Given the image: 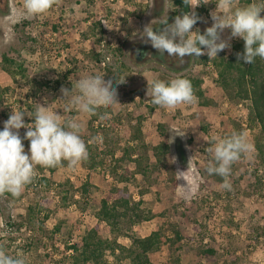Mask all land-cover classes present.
<instances>
[{
	"label": "rangeland",
	"instance_id": "374dc122",
	"mask_svg": "<svg viewBox=\"0 0 264 264\" xmlns=\"http://www.w3.org/2000/svg\"><path fill=\"white\" fill-rule=\"evenodd\" d=\"M223 2L191 0L193 11L200 5L208 8L192 30L210 27L211 14L221 11ZM235 3L239 5L237 0ZM22 5L23 0H6L4 7L0 6V55L7 53L27 69L26 77L13 79L2 69L0 57V130L13 111L31 115L38 104L49 106L62 121L75 118L83 123L81 138L98 155L97 161L103 159L104 163L90 170L84 163L73 168L65 161L54 172L36 166L33 182L20 197L0 193V249L3 245L6 253L23 257L27 264H83L75 263L72 251L65 252V247L83 245L84 236L98 222L101 200L117 185L127 188L134 201L142 200L141 207L154 213L153 218L136 225L123 220L119 226L123 234L117 237L120 244L131 245L127 235L144 237L157 229L171 238L153 264H208L199 252L201 234L205 243L216 249L218 264H264V162L256 147L260 124L253 119L250 100L232 99L219 87L212 64L191 61L177 73L154 59L159 51L141 34L145 26L154 27L166 19L173 2L55 0L49 12L27 19L19 15ZM222 36L227 39L230 29ZM235 39L221 52L229 55ZM97 53H101L100 61ZM95 74L118 76L124 82L113 80L117 103L107 106L111 112H100L93 128L91 115L65 111L61 89L70 90L77 79ZM181 75L203 79L208 104L200 99L172 108L151 103L147 96L151 80L167 81ZM56 79L61 80L58 89L41 85ZM24 119L25 123L34 122L27 114ZM137 127L142 135L134 140ZM25 132L19 130L21 138ZM233 132L243 133L251 149L232 165L228 177L232 189L228 191L222 187L223 178L208 174L206 169L213 162L209 149L214 139ZM22 142L28 153L30 141ZM161 142L168 143L170 149L158 162L152 147ZM126 149L130 156L120 160ZM138 163L143 172L137 171ZM126 167L135 171L129 180L122 178ZM179 172H184L185 180L178 179ZM86 177L91 185L87 194L81 195L78 189ZM187 182L194 192L181 195L186 189L180 186ZM178 230L183 237L179 241L175 239ZM102 237L114 238V234L104 231ZM100 264H130V260L116 250L106 254Z\"/></svg>",
	"mask_w": 264,
	"mask_h": 264
},
{
	"label": "clouds",
	"instance_id": "9594fccd",
	"mask_svg": "<svg viewBox=\"0 0 264 264\" xmlns=\"http://www.w3.org/2000/svg\"><path fill=\"white\" fill-rule=\"evenodd\" d=\"M55 0H23L19 13L22 19L36 18L49 12ZM221 11L211 14L212 25L201 34L199 29L193 31L200 17L195 11H186L178 15L171 24L164 20L163 30L154 31L151 25L145 26L141 34L146 43L158 50L161 55L167 53L183 62L185 56L199 57L207 54L209 58L230 48L232 38L244 41V52L237 54V60L252 64L256 58L264 59V0H252L247 4L237 5L235 0H224ZM230 29V36L225 39L222 34ZM123 83L118 76L105 77L101 74L89 75L75 81L72 88H62L65 111L75 110L86 115H96L101 106L117 103V88L113 84ZM147 96L151 103L162 108H172L180 104L191 105L197 102L191 82L186 78L171 80L153 79L148 83ZM34 118L33 123H25V115ZM26 129L21 138L19 130ZM83 123L75 118L61 120L60 114L49 106L38 104L31 115L25 111H13L0 130V193H8L13 198L21 196L26 186L36 176V166L57 167L63 162L76 167L88 159V148L81 138ZM22 139L30 141L29 152H25ZM251 145L243 133L233 132L230 136L215 138L212 152L213 162L206 171L208 174L223 178L222 187L231 191L228 177L232 165L248 153ZM184 172L179 177L184 179ZM185 180V179H184ZM190 195L194 188L190 185L180 186ZM0 264H27L20 256H10L0 249Z\"/></svg>",
	"mask_w": 264,
	"mask_h": 264
},
{
	"label": "trees",
	"instance_id": "16d2710c",
	"mask_svg": "<svg viewBox=\"0 0 264 264\" xmlns=\"http://www.w3.org/2000/svg\"><path fill=\"white\" fill-rule=\"evenodd\" d=\"M174 4V8L166 17L167 23L171 24L174 22L178 15L186 11H193L191 6V0H171ZM239 5L247 4L252 0H237ZM6 0H0V6L4 7ZM160 4L158 10L161 9ZM195 13L200 17L208 11L205 5H200L194 10ZM159 13L161 11H158ZM264 16V12L261 13ZM163 20V21H164ZM102 21V20H101ZM157 23L153 29L163 30L166 26L162 22ZM199 21V20H198ZM98 26L103 30L101 22H98ZM205 30H200L203 34ZM98 39V42H101ZM140 53L144 52L139 50ZM244 52V41L241 38H236L232 44V51L229 55L223 52L218 54V57L209 58L207 54L199 57L185 56L183 62H180L178 58L169 57L167 53L161 55L159 52L154 53V59L157 58L168 67L170 70L177 73L184 71L191 61L196 64H212L218 74L217 84L221 87L232 99L238 100H250L251 101V114L253 119L259 122L261 127V137L256 142V147L259 153L260 159L264 162V59L256 58L252 64H245L243 61L237 60V54ZM146 55V51H145ZM2 61V69L7 72L13 79L18 76L26 77V66L24 63L17 61L7 53L0 55ZM97 61H100L101 53L95 54ZM66 74V77H68ZM181 78H186L191 82L194 95L202 101V104L206 105L209 102L204 100L205 93L203 90L204 81L202 78L194 77L192 75H181ZM57 85L52 87L53 83ZM61 80L56 79L55 81H43L41 85L47 88L58 89ZM7 90V88H6ZM153 110V108H152ZM110 111L109 107H99L96 115H91L90 123L95 128L97 118L100 117V112ZM163 124H159L160 132L163 133L161 128ZM97 128H99L97 126ZM138 132L134 136V140H138L142 135L141 127H137ZM88 159L84 161V166L88 169H95L98 165L103 164V159L97 161V156L91 149V145L88 147ZM170 149V145L165 142H161L158 145L152 147V152L155 158L160 162L162 157L167 154ZM127 156H130L129 150L126 149L120 160H124ZM139 156L135 157L134 161H139ZM119 160V159H118ZM138 172H143L144 169L139 167ZM55 167L50 168L51 172H54ZM135 171L126 167L122 173L123 180H129ZM91 180L86 177L78 191L81 195L87 194ZM109 183V187H111ZM142 200L134 201L133 195L125 187H119L114 185L110 188L105 198L101 200V207L97 214L98 222L92 227L83 238V245L72 244L65 247V252L72 251V258L74 262H93L94 264H100L106 254H115L116 250L122 252L125 257L130 260V264H153L158 258L161 252L163 244L171 240L170 237L164 234L163 229H157L152 231L150 234L144 237L136 235H127L131 239V245H122L117 241V237L122 235V230L119 227L123 220L130 221L132 225L140 224L143 221L153 218L154 213L151 210H146L141 207ZM30 220L34 217L30 214ZM24 224H21V227ZM199 226V225H198ZM196 226V227H198ZM58 230L61 229V223L58 224ZM109 231L114 234V238H103L102 233ZM175 239L181 240L182 234L178 230L175 233ZM200 242V254L208 262V264H218L216 261V249L211 245L205 243V236L201 234L199 237ZM9 246V245H8ZM2 250L6 252L7 249L1 246ZM8 254V253H6ZM11 256V254H8ZM182 264V263H177Z\"/></svg>",
	"mask_w": 264,
	"mask_h": 264
}]
</instances>
